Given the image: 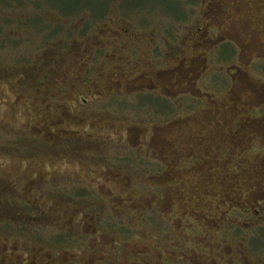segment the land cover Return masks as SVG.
<instances>
[{
	"label": "rangeland",
	"instance_id": "1",
	"mask_svg": "<svg viewBox=\"0 0 264 264\" xmlns=\"http://www.w3.org/2000/svg\"><path fill=\"white\" fill-rule=\"evenodd\" d=\"M108 1L0 0V264L209 253L214 226L258 179L243 109L263 93L264 64L260 82L237 47L264 59V24L242 0H213L210 19L204 0H173L178 20L167 0Z\"/></svg>",
	"mask_w": 264,
	"mask_h": 264
},
{
	"label": "flooded vegetation",
	"instance_id": "2",
	"mask_svg": "<svg viewBox=\"0 0 264 264\" xmlns=\"http://www.w3.org/2000/svg\"><path fill=\"white\" fill-rule=\"evenodd\" d=\"M105 1L107 2L108 0ZM212 3L213 0H204L205 10L203 13V17L206 19H210L212 13L211 10L213 8ZM108 4L109 3H106V8L102 10V13L99 16H96L98 17L97 19L104 17L105 14L108 13ZM214 5L218 6L216 0L214 1ZM239 5H242L243 8L251 11L253 16L255 17V21H260L262 24H264V0H242ZM215 8L216 7H214V9ZM224 10L230 11V4H227L224 7ZM123 11L126 10L123 9ZM240 11H242V9H240ZM63 12L69 13L67 11ZM89 12H91L90 9ZM180 13H182V10ZM174 18L176 20L181 19L180 17ZM202 27L206 28L207 31L212 32L214 30L212 26L205 25ZM202 27L195 26L196 33H201L203 31ZM246 27L250 29L249 25H247ZM254 29L258 31L260 30V27L257 26L254 27ZM58 31L59 28H55L53 30L54 33ZM125 33H128L127 36L133 41L135 47L138 45V40H142L141 42L144 41L137 32L129 33L128 31H125ZM196 33L191 32L189 37H187V41L185 43H189V40H197L196 38L199 36H197ZM240 40H242V42H240L241 45L237 47L238 55L240 53L245 64L248 63L250 65V70L251 72H253L254 78L260 81L259 77H256V72H254V70L256 69V65L258 63L264 64V59L259 56L261 54L259 52H257L255 55L246 56L247 43L242 38ZM224 43L225 45L223 46L221 56L222 58H229L231 56L229 49V46L232 45L231 40H224ZM149 44H153V42H149ZM262 75L264 76V73H262ZM139 78L144 77L139 76ZM94 82L95 80L93 76L87 74L84 75L82 83L86 86H89L87 90H93ZM141 83L142 85L140 86V89L144 92L148 91L147 89L149 88H155V85L152 83V81V84L147 83L146 81H142ZM120 84L121 81H116L115 90H118L120 88ZM67 91V89H64V94H66ZM113 93H117V91H112L111 95H114ZM251 101H254V103L253 105H251L250 111H246L245 109H243V111L244 123L247 124L251 129H253L252 132L254 134L253 148L250 152L256 159L255 171L258 179H256L255 185L244 187L242 200L238 203H235L236 205L231 206L226 220L222 224L215 223L216 225L214 226V230L217 231L215 234L218 239V242L215 244V246L217 248H214L213 251L210 250V252L208 253L207 249H200L198 246L196 252L193 251L190 253L188 252L190 249H183L175 246L173 248H168L170 251H173V256L165 258H161L159 256L152 257L153 259L158 260L159 264H264V258H262L264 256V90L262 95H258L257 98L252 95ZM82 102L86 103V100L82 99ZM243 151L245 152L246 150ZM186 160L187 161L184 160V162L179 161L178 165L181 167L178 168H192L194 166L193 164L196 163V160H194V158H189ZM236 226L244 229H254V233L249 235V237H251L249 240L248 237L245 236L235 242L236 239L231 238L228 230ZM191 239H194V237ZM232 246L237 247L233 249ZM198 249H200V252H197ZM108 260V258L104 259L99 264H109L110 261ZM129 260L135 262V264H141L142 262H145L144 260L141 262L139 259L137 260L135 258H130Z\"/></svg>",
	"mask_w": 264,
	"mask_h": 264
},
{
	"label": "trees",
	"instance_id": "3",
	"mask_svg": "<svg viewBox=\"0 0 264 264\" xmlns=\"http://www.w3.org/2000/svg\"><path fill=\"white\" fill-rule=\"evenodd\" d=\"M163 3H164V4H172V5L169 6V7H170L171 10H174V12H171V13H172V14L175 13L174 15H175L177 18L183 16L182 14H176V13H180L182 9H180V6L177 5L176 3H174L173 0H167V1H164ZM172 7H173L174 9H173Z\"/></svg>",
	"mask_w": 264,
	"mask_h": 264
}]
</instances>
